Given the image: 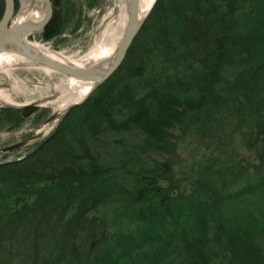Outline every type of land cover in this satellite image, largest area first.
<instances>
[{
    "label": "trees",
    "instance_id": "obj_1",
    "mask_svg": "<svg viewBox=\"0 0 264 264\" xmlns=\"http://www.w3.org/2000/svg\"><path fill=\"white\" fill-rule=\"evenodd\" d=\"M51 1L43 42L76 14ZM228 104L259 165L230 180L234 157L216 158L172 196L158 184L171 168L152 152L173 151L177 127L213 126ZM36 111L0 108V119L17 128ZM23 243L20 264H264V0H157L119 69L26 156L0 163V244Z\"/></svg>",
    "mask_w": 264,
    "mask_h": 264
},
{
    "label": "rangeland",
    "instance_id": "obj_2",
    "mask_svg": "<svg viewBox=\"0 0 264 264\" xmlns=\"http://www.w3.org/2000/svg\"><path fill=\"white\" fill-rule=\"evenodd\" d=\"M66 2L74 6L76 14L70 18L71 23L65 33L51 42H43L40 32L35 34V37H31V40L43 43L55 51L79 58L93 47L95 36L111 19L109 17L117 10L119 0H101L99 5L90 10H85V0H66ZM22 11L21 1L15 0L13 24ZM81 11L82 14H80ZM64 77L65 75L58 73L49 79L43 71L30 67L15 68L10 77L0 74V87L9 88L14 86V81H18L19 92L13 97L20 105L0 104V108L23 109L24 106L37 108V111L17 128H12L0 119V163L26 156L38 142L49 136L64 118L65 115L57 116L58 120L46 125L47 121L56 115L54 107L49 102L55 103L64 96V93L56 95L48 87L58 86ZM236 111L237 106L231 104L222 106L213 126L206 125L200 131L189 132L185 128L177 127L178 129L173 131L175 138L172 139L175 149L166 153L152 152L153 157L171 168V173L166 177H160L158 184L168 190L172 196L188 194L197 186L198 175L203 168L212 165L216 158L234 157L227 167L230 168L227 171L230 180L237 178L240 172H253V168L259 165L258 155L251 148L253 142H250L255 139V135L247 137L248 130L242 127V124L240 125V120L236 119L238 117ZM46 127H48L47 130L50 128L48 133L44 130ZM41 130H43V137L38 142L13 152H1L8 146L32 138ZM217 171L221 169L217 168ZM26 249L27 245L24 243L12 246L0 244V264H20L23 254L27 252ZM15 252L19 254L17 259L14 256Z\"/></svg>",
    "mask_w": 264,
    "mask_h": 264
},
{
    "label": "bare ground",
    "instance_id": "obj_3",
    "mask_svg": "<svg viewBox=\"0 0 264 264\" xmlns=\"http://www.w3.org/2000/svg\"><path fill=\"white\" fill-rule=\"evenodd\" d=\"M20 1L23 11L14 22V27L38 26L46 20L49 8L44 0ZM155 1L135 0L133 5L132 0H119L117 10L111 13V19L95 36L93 47L79 58L55 51L43 43L31 40L28 35L18 36L11 44L3 45L0 49V74L10 77L13 69L30 67L43 71L52 79L54 74L59 73L49 66L52 63L87 71L88 77L76 78L66 74L58 86L48 87L56 95L64 93L59 101L49 102L54 107L55 114L63 116L71 106L83 102L116 65L124 49L128 31L145 20ZM36 58L49 63H38ZM18 90V81H14V86L9 88L0 87V104L20 106L13 97ZM47 128L44 130L48 133L50 128ZM39 133H43V130Z\"/></svg>",
    "mask_w": 264,
    "mask_h": 264
},
{
    "label": "water",
    "instance_id": "obj_4",
    "mask_svg": "<svg viewBox=\"0 0 264 264\" xmlns=\"http://www.w3.org/2000/svg\"><path fill=\"white\" fill-rule=\"evenodd\" d=\"M44 1L48 5L49 10H48L47 18L42 24H40L38 26H30V25H28V26H24V27H14L13 26V20L15 19V0H5L4 13H3V16H2V18L0 20V49H1V47L3 45L11 44V42L15 38H17L18 36L28 35V36L32 37L33 35H35L37 33H40V32H42L44 30V28L51 21V19L53 17V13H54L53 2L51 0H44ZM156 2H157V0L155 1V3ZM132 3L134 5L135 4V0H132ZM155 3L153 4V6L155 5ZM153 6H152V8H153ZM152 8H151V10H152ZM151 10H150V12H151ZM146 18H145V20H146ZM145 20L138 27L131 28L128 31V36H127V39H126V42H125L124 49H123L122 54L120 56V59L118 60L116 65L111 69V71L108 72V74L104 78H102L100 80L98 85L93 88V90L90 92L89 96L100 85H102L104 82H106L119 69V67L121 66L122 62L124 61L128 51H129L130 47L132 46L133 42L135 41L136 37L138 36V34H139V32H140ZM35 60L38 63H45V64L49 63V62H47V61H45L44 59H41V58H36ZM49 66H51L52 68H54L56 71H58L60 74H63V75L67 74V75H70V76H73V77H76V78H85V77L89 76V73L87 71H83V70H79V69H73V68L61 65L59 63H52V65H49ZM83 102H81V103H83ZM81 103H78V104H75V105H79ZM26 107H29V106H24V108H26ZM56 120H58L57 119V115H53L47 121L46 125H48V124H50V123H52V122H54ZM39 132L36 135H34L32 138L28 139V140L22 141L20 143H17V144H14V145H11V146H8V147L2 149L1 152H3V153L13 152L15 150L27 147L29 145H32V144L38 142L43 137V133H39Z\"/></svg>",
    "mask_w": 264,
    "mask_h": 264
}]
</instances>
